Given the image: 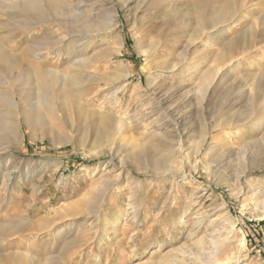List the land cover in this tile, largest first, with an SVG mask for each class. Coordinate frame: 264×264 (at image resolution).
<instances>
[{"label":"rangeland","instance_id":"1","mask_svg":"<svg viewBox=\"0 0 264 264\" xmlns=\"http://www.w3.org/2000/svg\"><path fill=\"white\" fill-rule=\"evenodd\" d=\"M16 1L23 0H0V37L11 32V14L21 16L18 24L25 16L29 18L14 8ZM192 2L147 0L140 8V0H72L73 5L88 10L84 15L90 18L92 29H102L82 34L84 38L77 44L78 50L86 45L79 53L88 62L86 72L104 77L122 69L129 73L111 90L127 86L119 103L113 104L108 92H93L85 98L89 108L134 124L141 112L148 113L154 107L148 118L155 119L154 127L163 136L146 140L139 134L141 123L125 129L114 153L88 156L77 139L83 136L82 126L77 133H69L66 124L58 128L64 135L77 134L73 142L56 143L53 134L30 132L24 127L19 139L4 141L0 135V229L9 222L18 226L25 220L31 229L22 234L7 233L0 241L1 255L14 259L31 254L42 260L55 254L71 259L72 264H204L212 259L209 241L223 237L228 239L231 264H236L237 258L238 264H264V119L258 129L249 123H228L260 109L264 42L225 52L219 45L208 44L211 29L195 41L184 34L173 36L176 25H190L198 19L197 13L187 12ZM246 3L243 8L238 6L230 37L263 33L264 0ZM6 4L12 8L3 11ZM83 21L78 23L81 28ZM102 23L104 26H99ZM52 27L41 24L42 32L35 34L34 40L48 37ZM34 33L15 30L13 40L22 37L18 50L29 45ZM60 55L53 52L40 63L45 70L63 71L61 74L71 76V81L77 73L72 68L74 55ZM205 56L207 62H192ZM180 58L185 61L174 75L171 68ZM217 58L224 70L233 68L235 72L230 80L218 77L216 84L214 81L200 92V79ZM194 63L203 69L185 82ZM145 68L152 72L142 73ZM149 76L153 86L147 83ZM251 83L257 89L250 88ZM138 88L147 104L134 97ZM255 112L254 118L260 115ZM107 125L114 130V123ZM135 145L151 150L152 158L144 159L142 166L132 157ZM180 147L184 151H179ZM167 148L188 156L186 163L174 164V172L147 174L145 166L148 169L153 160L164 159L161 153ZM10 173V182L3 185V175ZM95 194L104 199L91 209ZM202 251L205 256L200 259L197 255Z\"/></svg>","mask_w":264,"mask_h":264},{"label":"bare ground","instance_id":"2","mask_svg":"<svg viewBox=\"0 0 264 264\" xmlns=\"http://www.w3.org/2000/svg\"><path fill=\"white\" fill-rule=\"evenodd\" d=\"M150 1L153 3L155 1L161 2L163 0ZM167 1L170 2L173 0ZM71 2L72 0H23L22 2L16 1L14 4H12L14 8L20 9L22 12H24V14H27L29 18H26L25 16L24 20H22V22L18 24V20L21 16L11 14L8 20V25H11V32L8 35L0 37V135H2V139L4 141L13 138L19 139V134L24 127L30 132L40 131L44 135L53 134L56 143L70 142L71 139L77 138V134H73V136L66 134L64 135L58 130V128H61L63 124H66V127H68L70 130L69 133H75L79 130L78 128L82 126L83 129L81 130L83 131V136H78L77 138L80 146L83 149L85 148L84 151L88 156H101L106 153L111 154L112 152L114 153L115 151H117V145L120 146L121 143L119 136L125 131V129H132V127L136 128L141 123H143V125H140L139 130L141 132L139 134L144 136L146 140L150 139L151 137L163 136V134L158 133L157 129L154 127L155 119L150 121V118H148L149 114L154 111L153 106L150 112H141L142 117H139L138 121H136L134 124L133 122L129 123L128 120L124 117L110 116L108 114H103L102 111L100 113L89 108V105L91 104H88L90 102L85 101V98L93 92H108L111 95L110 99H112L113 104L119 103V95L127 89V86L121 85L115 91L111 90L115 88V84L117 81L123 78H127L129 73H126L125 70L123 71L122 69L117 70L111 74L108 73L107 76L104 77L102 75L98 76L97 74H94L92 72H86L88 62L85 58H81L79 55V53H82L84 50H86V45H81V49L78 50L79 45L77 46V44L79 41L81 42L83 40L84 36L82 34H95L102 29H92V24H90L89 22L90 18L84 15V13L86 14L88 10L80 7L79 5H73ZM140 2H142L140 6L141 8L144 3H147V0H140ZM239 5L242 8L245 7L247 5L246 0H193V2L188 5L187 12L191 14L197 13L199 15L198 19L196 21H192L190 25H185V23H183L182 26L180 25V23L176 25L178 29L176 30V33L173 34V36L184 34L186 38L191 37L190 40L195 41L200 38V34H203L206 29H211L212 31L209 33L207 38L208 44L219 45L225 52H231L240 47L244 49H250L252 48V45H255L256 43L257 45L262 44L264 42V30L262 31L263 33L259 34L258 36H255L254 32H249V35L230 37L231 30L234 28V22H237L236 15H238ZM5 8L7 9L12 7L7 6L6 4V6H3L2 10L5 11ZM245 18L246 17H241L240 19ZM81 19H84V24H82L83 28L79 27L78 25V23L81 22ZM43 23H49L50 25H53L51 30L46 33V35L49 36L41 39L37 38L34 40L35 36L42 32L40 26ZM104 24H99V26H104ZM78 27L81 29H79ZM251 28L253 27H250V29ZM15 30H32L35 32L30 40L29 45L25 46L21 50H18V46L22 40V37L16 40H13L12 38L15 36ZM191 32H193V34L190 35ZM198 34L199 36L198 38H196ZM75 37L78 40H76ZM190 42L191 41H188V43ZM174 45L176 47V45L178 44L175 43ZM43 50L47 51L43 52ZM53 52L57 54L59 53V55L63 52L67 56L74 55V65L72 68H74L77 73L72 77L71 81L69 80L71 79V76L68 77L66 74H61L63 71L60 73V71L57 69L45 70L42 66L43 64L40 63L42 62L44 56H49L53 54ZM184 61V58H180V60H178L177 63L172 66L171 73H174L175 75V73L179 69V65ZM192 62H207V56L203 58H195V60L193 59ZM198 69H203L201 64L194 63L193 65H191V69H189L188 71L190 74L186 75L185 82H188V80H190V78L194 76V73H196ZM143 72L145 74L151 73L152 69L145 68L142 70V73ZM233 72H235L233 68H227L226 70H224L223 65L219 63L217 58L213 65L203 73L200 79V85L202 87L199 89V91L202 92L209 88L212 82H214L218 77H221V81L230 80L232 78L231 74ZM216 81L214 82L215 84ZM102 82H104V86L102 85ZM8 83H10V85ZM147 83L149 84V86L154 85V80L152 79V77H148ZM251 87H256L257 89L256 84L251 83L250 88ZM3 91H6L7 93ZM134 94V97L136 99L140 98L142 102L144 101L142 104H147L148 101L145 102V99H143L139 88L137 90H134ZM260 105V109L255 108V110H258L260 113V115H258L257 117L254 118L256 112L253 109L248 111L249 113L245 114L246 116L244 117H240L239 115V118L234 119L233 121H228L229 125H238L240 123L243 125L249 123L255 125V127L258 129V126L261 125V122L264 119V99L261 101ZM145 117L146 119H143ZM110 121L115 124L114 130H109L107 124ZM56 130L57 132H55ZM81 137L82 139H80ZM201 137L202 140H205V134H203ZM87 143L89 144L88 147H86ZM160 146L157 149H159ZM164 146L167 147V145ZM142 147L144 146L140 147L138 145H135L134 147H132L131 151L132 154L135 151V154H133L132 157L135 159L136 164L139 166L143 165L144 159L147 161L149 158H152V156L150 155V148L147 147L146 149H142ZM182 147L179 148V151L182 150ZM177 150L178 149L174 148H167V150H163L165 153L161 154H164L166 156L164 159H155L151 162L153 164H151L150 168L147 169V167L144 165L145 170L143 168L142 169L146 171L147 174H153L157 176L160 174H164L171 169L173 171L175 168L174 164L180 163L183 165L184 163H186L188 157H183V155L177 152ZM177 153H179L181 156H178ZM204 168L209 169L206 167ZM3 177V185H6L11 180V173L10 175L4 174ZM63 183L64 179L61 180L60 184L62 185ZM97 196L95 194V196L92 197L90 205L91 207L89 208L92 209L94 206L96 207V205L98 207V205L102 203L104 199V197H102V194L101 196L99 195L100 197ZM132 206L133 205H131V207ZM9 223L10 224L0 229V241H3V237L9 232H12V234H22L24 232L31 231L29 221L25 220L21 223V225L18 226L11 222ZM53 223L55 222H52V224ZM231 230L233 231V229ZM223 239V237L222 240L220 238H213L211 241L207 239L209 241V246L211 249L208 255L212 259H210V261H206V263L204 264H231L230 260L232 258L230 259V256L228 255V239ZM241 244V247L245 246V243L241 242ZM230 251H232V249ZM203 253L204 251H202L201 254L198 252V255H196L198 256V258H200V256H205V254ZM24 255L25 256L17 255L20 257H15L13 259L12 256L10 257V255L6 256L4 254H0V260H2L3 263L8 264H22L21 262L27 264H41L42 262H44V264H72L71 259H65L62 255L53 254L48 258L42 260L34 258L31 254ZM182 259H184V257ZM238 259L239 258H237L236 264H238ZM173 264L175 263L173 262Z\"/></svg>","mask_w":264,"mask_h":264}]
</instances>
